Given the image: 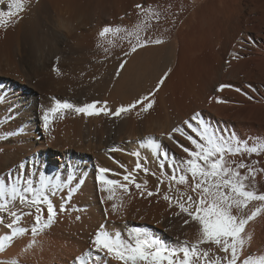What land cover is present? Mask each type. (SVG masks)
<instances>
[{
	"label": "bare ground",
	"instance_id": "bare-ground-1",
	"mask_svg": "<svg viewBox=\"0 0 264 264\" xmlns=\"http://www.w3.org/2000/svg\"><path fill=\"white\" fill-rule=\"evenodd\" d=\"M7 2L0 11H8ZM136 4L155 15H137ZM20 16H6L7 27H0V96L5 98L0 99V175L15 172L21 163L34 180L44 173L62 188L52 197L54 204L68 211L58 212L32 248L26 247L33 240L30 232L17 238L0 253V264H74L101 225L122 233L125 226L144 228L169 246L195 242L198 226L163 199L165 193L175 195V187L169 192L160 176V157L149 139L167 150L169 162L173 155L186 158L174 141L191 148L189 141L178 133L170 140L168 134L195 112L212 128L241 139L264 138V0H25ZM137 24L145 27L141 37L162 43L125 56L134 37L98 35L104 26L131 31ZM169 69L147 112L86 117L74 111L94 101H107L112 110L127 105L152 91ZM220 85L231 87L217 91ZM57 102L73 109L50 113L45 129L43 114ZM113 146L122 151H109ZM136 151L148 175L133 171L137 157L130 153ZM230 159L258 160L257 167H264V154ZM101 168L111 170L105 178L120 184H126L123 174L132 172L142 188L133 184L127 193L118 187L105 192L110 186L97 180ZM257 190L264 192V173L257 175ZM259 204L252 202L246 212ZM33 219L24 216L20 226L30 228ZM7 232L5 220L0 234ZM246 232L252 234L246 255H264V213Z\"/></svg>",
	"mask_w": 264,
	"mask_h": 264
},
{
	"label": "snow or ice",
	"instance_id": "snow-or-ice-1",
	"mask_svg": "<svg viewBox=\"0 0 264 264\" xmlns=\"http://www.w3.org/2000/svg\"><path fill=\"white\" fill-rule=\"evenodd\" d=\"M3 4L5 0H0V5ZM24 8L25 0H8V11H0V27H7L6 16L9 20L13 17L22 18L20 13ZM135 8L137 15H155L151 8H146L142 4H136ZM144 30L143 24L135 25L131 31L124 26L108 25L104 26L98 35L101 38L107 35L115 37L123 32L130 38L134 37V40L129 39V50L124 53L128 56L139 48L162 43V40L150 36L141 37L140 33ZM125 65L126 61H122L119 68L123 70ZM170 72L171 69L160 77L152 91L127 105L116 107L115 110L108 107L107 101H94L82 107H75L74 111L86 117L101 114L121 117L124 114H131L136 109L147 112L154 106V97L165 84ZM225 87L231 86L220 85L217 91H222ZM0 99L5 98L0 96ZM64 109H73V105L57 102L55 107L44 112L42 119L45 129L49 125L50 113L55 114ZM182 125L173 128L168 138L173 140V133H178L189 141L191 148L174 141L186 154V158L177 159L173 155L169 162V154L159 142L149 139V145L154 154L160 157V176L168 181L169 192L175 187L176 194L165 193L163 199L168 201L169 207L174 203L179 209L177 214H185L198 226L196 241L192 243L180 241L175 246H169L144 228L125 226L127 230L122 233L109 232L106 226L101 225L91 239L89 249L78 256L74 264H108L110 260L118 264H264V255L258 258L251 254L246 255V246L252 239V234L246 232V225L264 213V192L257 190V175L264 173V167H257L260 163L258 160L245 163L243 159L239 161L230 159L264 154V138H249L252 140L250 145L249 139H241L226 129L212 128L204 122L199 112L185 119ZM109 151L122 149L113 146ZM130 155L137 157L133 171H143L148 175L150 169L140 162V152H132ZM110 171L98 169L99 183L110 186L104 187L103 191L110 192L112 187H118L127 193L129 191L127 186L133 184L137 190L142 188L132 172L123 174L122 178L126 184H120L119 181L105 178L104 174ZM164 179L157 184L156 194H160V184L164 183ZM176 186H184L187 191H182ZM61 191V185L54 183L51 177L42 172L38 174V179L34 180L23 163L18 165L15 172L10 170L7 175H0V228L5 227L6 220L8 230L7 233L0 234V253L5 252L17 238H22L29 232L33 240L26 247L32 248L35 245V237L52 225L58 212L68 211L63 205L58 209L52 200V197ZM147 195L152 196L154 193L148 191ZM107 198L111 200L113 197L109 195ZM254 201L260 202L259 206L250 213L246 212ZM113 211H116L115 205ZM24 216L34 217L30 228L20 226ZM184 223L188 224L189 220L185 219ZM12 264H18V261H13Z\"/></svg>",
	"mask_w": 264,
	"mask_h": 264
}]
</instances>
